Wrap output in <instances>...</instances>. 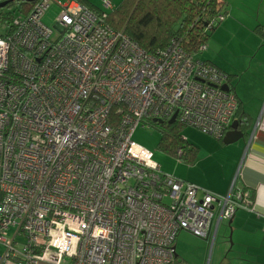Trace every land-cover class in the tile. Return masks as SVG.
Masks as SVG:
<instances>
[{"label":"built area","instance_id":"obj_1","mask_svg":"<svg viewBox=\"0 0 264 264\" xmlns=\"http://www.w3.org/2000/svg\"><path fill=\"white\" fill-rule=\"evenodd\" d=\"M112 8L34 0L0 36V264H178L180 231L211 245L218 223L251 205L236 174L210 191L132 140L174 114L223 139L239 102L226 72L173 45L146 53L107 22Z\"/></svg>","mask_w":264,"mask_h":264},{"label":"crops","instance_id":"obj_2","mask_svg":"<svg viewBox=\"0 0 264 264\" xmlns=\"http://www.w3.org/2000/svg\"><path fill=\"white\" fill-rule=\"evenodd\" d=\"M226 10L199 56L228 74L229 88L239 102L234 121L244 138L225 144L209 136L203 146L190 143L192 154V146L197 148L192 161L176 154L180 161L175 162L186 169L178 178L219 193L227 191L236 174L235 189L247 190L252 198L248 208L218 223L211 245L193 235L200 238L201 261L209 249L204 264H264V0H228ZM176 254L191 264L188 257Z\"/></svg>","mask_w":264,"mask_h":264},{"label":"trees","instance_id":"obj_3","mask_svg":"<svg viewBox=\"0 0 264 264\" xmlns=\"http://www.w3.org/2000/svg\"><path fill=\"white\" fill-rule=\"evenodd\" d=\"M78 1L90 9H101L88 0ZM227 5L228 0H121L107 11V22L113 29L123 30L148 54L161 55L173 45L187 54L196 53L199 56L206 50L198 52L199 47L206 46L212 30L221 21L215 19L219 15L224 18ZM31 6L32 2L12 0L2 7L5 10L0 8V22L5 25V31L0 32V36H6L11 31L15 13H27ZM261 28L264 29V25ZM164 122H154L161 133L158 147L163 146L161 149L172 155L177 154L179 149L183 150V154L177 156L192 161L197 148L192 146L193 154L189 151L191 144L180 135L183 125L176 121L170 125ZM176 260L178 264H185L177 254Z\"/></svg>","mask_w":264,"mask_h":264},{"label":"rangeland","instance_id":"obj_4","mask_svg":"<svg viewBox=\"0 0 264 264\" xmlns=\"http://www.w3.org/2000/svg\"><path fill=\"white\" fill-rule=\"evenodd\" d=\"M103 0H94V3L96 6L101 7ZM112 5H116V3L119 0H108ZM230 2V0H229ZM13 7V6H11ZM7 9V8H6ZM2 10H5V8H2ZM58 13V6L51 2L49 7L47 8L44 16H43V22L51 27L54 28V17ZM5 31V25L0 22V32ZM202 54V53H201ZM200 54V56H201ZM156 124L154 122H148L147 127L138 126L132 133V140L139 144L140 146H143L151 151L153 159L159 164L160 169L162 172L168 173V174H174L178 176H182L185 174V167L178 165L175 160L178 158L175 155H172L171 153L162 150L158 147V141L160 139V131L158 130V127L155 126ZM180 135L184 137V139L191 143V144H199L203 146L204 143L207 144V135L196 129L195 127L184 125L182 126L180 130ZM179 160V159H178ZM180 161V160H179ZM199 239L197 237H194L192 234L181 231L178 233L175 241V251L177 250V253L182 255L184 258L188 257L191 264H204L209 261V249L206 253L203 261H201V249L199 248ZM209 248V246H208ZM207 251V249H206ZM202 262V263H201Z\"/></svg>","mask_w":264,"mask_h":264},{"label":"water","instance_id":"obj_5","mask_svg":"<svg viewBox=\"0 0 264 264\" xmlns=\"http://www.w3.org/2000/svg\"><path fill=\"white\" fill-rule=\"evenodd\" d=\"M12 0H4V1H1L0 2V8L6 6L9 2H11ZM15 1H24V2H32L34 0H15ZM222 88L224 90H229V87H228V84H224L222 86ZM175 117H176V114H174L167 122L168 123H173L175 121ZM155 122H158V123H162L163 121L160 120V119H154ZM244 138V132L242 130H239L238 129V124L236 121H233L232 125H231V129L228 130L225 134V136L223 137L222 141L225 143V144H229V143H232V142H235L239 139H242Z\"/></svg>","mask_w":264,"mask_h":264},{"label":"bare ground","instance_id":"obj_6","mask_svg":"<svg viewBox=\"0 0 264 264\" xmlns=\"http://www.w3.org/2000/svg\"><path fill=\"white\" fill-rule=\"evenodd\" d=\"M163 123H165V122H163ZM166 124H167V123H166ZM170 124H171V123H170ZM170 124L168 123V125H170ZM158 125H159V124H158ZM160 125H161V124H160ZM160 125H159V126H160ZM155 126H157V125H155ZM180 126H181V124H180ZM189 126H190V125H189ZM158 128H159V127H158ZM159 145H160V144H159ZM160 146H161V145H160ZM162 147H163V146H162ZM162 147H161V148H162ZM180 148H181V147H180ZM178 149H179V148H178ZM181 149H182V148H181ZM183 149H185V147H184ZM182 154H183V153H182ZM185 155H186V154H185Z\"/></svg>","mask_w":264,"mask_h":264}]
</instances>
